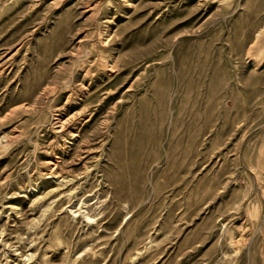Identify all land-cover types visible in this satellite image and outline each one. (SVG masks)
<instances>
[{"label":"rangeland","instance_id":"1","mask_svg":"<svg viewBox=\"0 0 264 264\" xmlns=\"http://www.w3.org/2000/svg\"><path fill=\"white\" fill-rule=\"evenodd\" d=\"M0 264H264V0H0Z\"/></svg>","mask_w":264,"mask_h":264},{"label":"bare ground","instance_id":"2","mask_svg":"<svg viewBox=\"0 0 264 264\" xmlns=\"http://www.w3.org/2000/svg\"><path fill=\"white\" fill-rule=\"evenodd\" d=\"M64 126V125H63ZM63 129V128H62ZM62 131V130H61Z\"/></svg>","mask_w":264,"mask_h":264}]
</instances>
